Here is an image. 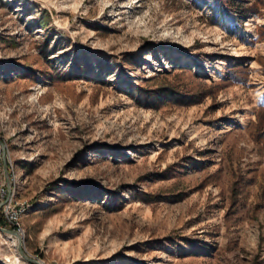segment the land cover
Masks as SVG:
<instances>
[{
	"label": "rangeland",
	"instance_id": "obj_1",
	"mask_svg": "<svg viewBox=\"0 0 264 264\" xmlns=\"http://www.w3.org/2000/svg\"><path fill=\"white\" fill-rule=\"evenodd\" d=\"M0 142L40 264H264V0H0Z\"/></svg>",
	"mask_w": 264,
	"mask_h": 264
},
{
	"label": "built area",
	"instance_id": "obj_2",
	"mask_svg": "<svg viewBox=\"0 0 264 264\" xmlns=\"http://www.w3.org/2000/svg\"><path fill=\"white\" fill-rule=\"evenodd\" d=\"M6 195V189L1 187L0 188V208L1 213L4 216L5 220L14 226V228L17 229V231L20 232V219L24 212V207L17 206L12 203V200H9L8 198H5Z\"/></svg>",
	"mask_w": 264,
	"mask_h": 264
},
{
	"label": "water",
	"instance_id": "obj_3",
	"mask_svg": "<svg viewBox=\"0 0 264 264\" xmlns=\"http://www.w3.org/2000/svg\"><path fill=\"white\" fill-rule=\"evenodd\" d=\"M0 144H1L3 170H4V174H5V178H6V182H7V186H8V191L10 192V182H9V175H8V170H7L8 167H7V162H6L5 145L2 142H0ZM0 230L16 237L18 252L27 262L34 263V264H40L37 260L33 259L32 257H30L29 255H27L25 253V251L23 249V243L21 240V236L17 231L11 230V229H6V228H3L1 226H0Z\"/></svg>",
	"mask_w": 264,
	"mask_h": 264
},
{
	"label": "bare ground",
	"instance_id": "obj_4",
	"mask_svg": "<svg viewBox=\"0 0 264 264\" xmlns=\"http://www.w3.org/2000/svg\"><path fill=\"white\" fill-rule=\"evenodd\" d=\"M249 31H251V30H249ZM236 56H237V57H240L241 54H239V52H236ZM9 238H10V240H11L13 246L16 247L17 239L14 238V237H9Z\"/></svg>",
	"mask_w": 264,
	"mask_h": 264
},
{
	"label": "trees",
	"instance_id": "obj_5",
	"mask_svg": "<svg viewBox=\"0 0 264 264\" xmlns=\"http://www.w3.org/2000/svg\"><path fill=\"white\" fill-rule=\"evenodd\" d=\"M0 224H1L2 226H6V224L4 223V221L2 220V218H0Z\"/></svg>",
	"mask_w": 264,
	"mask_h": 264
}]
</instances>
